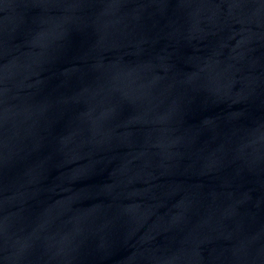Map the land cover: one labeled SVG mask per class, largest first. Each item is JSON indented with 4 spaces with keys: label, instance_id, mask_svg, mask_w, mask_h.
Here are the masks:
<instances>
[{
    "label": "water",
    "instance_id": "water-1",
    "mask_svg": "<svg viewBox=\"0 0 264 264\" xmlns=\"http://www.w3.org/2000/svg\"><path fill=\"white\" fill-rule=\"evenodd\" d=\"M0 264H264V0H0Z\"/></svg>",
    "mask_w": 264,
    "mask_h": 264
}]
</instances>
